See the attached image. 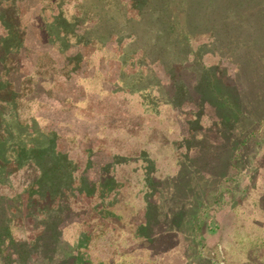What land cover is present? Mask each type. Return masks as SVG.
<instances>
[{
	"label": "rangeland",
	"instance_id": "374dc122",
	"mask_svg": "<svg viewBox=\"0 0 264 264\" xmlns=\"http://www.w3.org/2000/svg\"><path fill=\"white\" fill-rule=\"evenodd\" d=\"M237 2L0 1V264H264V14Z\"/></svg>",
	"mask_w": 264,
	"mask_h": 264
},
{
	"label": "trees",
	"instance_id": "16d2710c",
	"mask_svg": "<svg viewBox=\"0 0 264 264\" xmlns=\"http://www.w3.org/2000/svg\"><path fill=\"white\" fill-rule=\"evenodd\" d=\"M0 1H3V0H0ZM237 3H238V9H240V10H243L244 8L250 9V6H251L250 12H252V13H251L250 18H256L257 16L261 17V15L264 14V2L262 0H238ZM8 6H11V5H8ZM15 38L16 37L13 36L11 42H9L8 37H7V40L0 41V60H2L1 63H3V61H4V64H5V66L3 65V67H6L8 62L14 63V62L18 61L17 58H19V54H17V53L16 54H10L8 52L9 48H10L9 45L13 44V42H14L13 40ZM0 39H2V37H0ZM19 39H21L20 35H19ZM17 45H20V40H19V43H17ZM215 96H216V98L213 99L214 101L211 103L208 102L207 105L212 106V108L215 109L216 115L220 119V121L222 122V125L224 127H227V126L233 124V121H234L233 119L235 116V110H236V108H238V109L240 108V102H239L238 97L232 98L230 95H215ZM0 100H1V98H0ZM1 164L3 165V167H5L7 169L11 168V167H9V163L7 164V161L5 159H0V166L2 167ZM35 169H36V171H38L37 167ZM42 179L43 178H41V175H40V178L34 179L32 181V184L29 187V190L26 192L27 193L26 205L28 208L31 206L32 200H35V201L38 200L39 202H41V200L43 199V194H41V190L45 189V184L43 185ZM48 186H50V185H48ZM32 189H35V191L34 192L31 191ZM3 252H5V251H3ZM9 252L10 251H8L7 253H9Z\"/></svg>",
	"mask_w": 264,
	"mask_h": 264
}]
</instances>
